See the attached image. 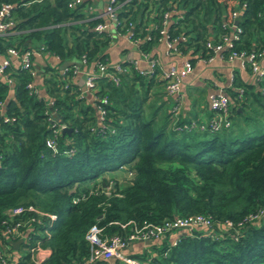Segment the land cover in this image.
I'll use <instances>...</instances> for the list:
<instances>
[{"label": "trees", "instance_id": "trees-1", "mask_svg": "<svg viewBox=\"0 0 264 264\" xmlns=\"http://www.w3.org/2000/svg\"><path fill=\"white\" fill-rule=\"evenodd\" d=\"M69 1L0 0V6L11 5L8 16L15 22V32L0 35V56L14 47L60 61L84 58L95 70L107 64L106 71L118 79L97 75L88 100L73 80V63L64 71L49 66L39 70L43 96L35 82V56L29 68L18 60L5 67L11 84L0 76V246L6 242L2 230L12 220L40 216L25 211L11 219L17 206L55 215L50 220L41 216V224L31 222V240L51 250L43 264H93L87 262L92 244L85 235L94 224L108 235L126 236L144 222L202 214L212 220L211 231L182 233L174 244L155 243L153 256H131L149 264H264V218L237 225L264 207V91L234 79L229 97L253 114L229 108L228 128H182L200 120H172L162 91H152L164 83L156 78L158 69L143 74L130 64L124 72L115 71L103 52L114 32L94 29L104 20L85 11L90 0L75 6ZM171 4L180 14L168 25L167 37L185 36L176 44L182 53L207 56L205 42L230 31L227 22L235 8L240 9V31L233 47L264 51V0H130L118 11L113 30L123 34L133 26L131 39H140L141 51H151L160 42L162 14ZM59 123L71 130L56 131ZM50 138L55 149L47 144ZM121 166L132 176L109 175ZM227 221L233 226L227 228ZM29 256L23 251L13 264H34ZM99 263L128 264L117 258Z\"/></svg>", "mask_w": 264, "mask_h": 264}, {"label": "built area", "instance_id": "built-area-1", "mask_svg": "<svg viewBox=\"0 0 264 264\" xmlns=\"http://www.w3.org/2000/svg\"><path fill=\"white\" fill-rule=\"evenodd\" d=\"M84 0H70L68 2V6H75L77 3H80ZM90 0L86 5L88 11L92 10L93 5ZM130 0H108L104 10L99 13H95L92 17L94 18H103L104 21L98 22L94 29L97 31L107 30L111 31L115 34L113 30L117 23V13L120 8L129 3ZM10 4H2L0 6V35H5L9 33H13L12 26L14 25V20L8 16ZM240 9L235 8L231 11L230 17L231 21L227 22V26L230 28V31L226 34H222L218 40H213L209 38L205 42V46L207 50V56L201 57L204 60H212L214 57H218L220 59L232 60L234 58H239L241 60L242 65L245 68H249V70L253 73V75L258 79H264V65H261L259 62V54L252 51L247 52L246 50H237L233 47L234 40L238 38V33L240 28L237 24V19L239 16ZM180 11L176 7L175 4L169 5V7L163 12V21L162 26L159 30V34H162L160 42L163 41L168 48L172 51L179 52L177 49L178 40H184L185 36L181 35L178 38L168 39L167 37V27L171 23L172 18L175 15H179ZM232 20H235L232 23ZM226 24V23H225ZM131 23H129V26ZM153 27L154 24L152 23ZM131 34H133V26L130 27L123 35H125L131 42L138 46V42L140 39H131ZM144 56H148L150 51H141ZM8 55L0 57V76L6 78L7 82L10 83L11 79L4 74L5 67L12 62V58L18 60L19 64L22 67L29 68L32 64V55L36 56L41 52L38 50L30 51L25 50L20 52L18 49L14 47H9L7 49ZM14 61V60H13ZM74 64V73L78 71L79 67ZM80 64H85V59H81ZM110 64L114 67L115 71L124 72L127 68L121 65L120 62H115ZM107 64L100 63L98 68L95 70L94 67L91 68L90 71L86 73V77L84 79V87L85 89L90 90L91 92L95 89V78L97 75H109L113 78V80H117V76L115 73H109L106 71ZM68 65L62 69L64 71ZM193 64L192 61L188 58L184 60L181 65H171L167 70L159 72L157 74L161 75V79L164 81V89L165 92L170 96H178L181 90V82L182 79L192 70ZM140 72L143 74H151L158 68V61L150 57L149 58V67L147 68H139ZM11 84V83H10ZM32 84H29V86ZM241 91V89H239ZM178 98V97H177ZM176 100V99H175ZM105 102L106 99L103 98ZM210 108L214 110V114L206 121L200 120V123L197 124L195 120H192L190 123H186L182 128H190L193 126H197L201 129H205L206 127L210 130L217 131L221 128L229 127L231 124V120L228 116L229 103L230 99L227 94H218L211 95L209 99ZM3 101H0V107H2ZM1 110V109H0ZM172 115L171 118L175 122L179 119L180 115V103L179 99L175 101L172 108L170 109ZM103 110L99 108L100 117L103 115ZM52 121H57L58 117L51 118ZM66 128V124L59 123L56 131H61ZM47 144L55 149V141L53 138L48 139ZM126 171V177L132 176L133 171L129 170L127 166H121ZM110 186L113 184L112 181L108 183ZM84 194H80L78 197L73 198V202L76 203L79 198H83ZM25 211H33L39 214L40 216H34L30 218H18L16 220H12L11 223L7 224L5 228L2 230V236L6 239L5 244L0 246V264H13L16 258L22 254L23 251H27L30 254V260L34 264H43L44 261L50 254V247L44 246L41 240H35L34 242L31 240V236L33 235V226H31V222L35 221L38 224H41L43 221L41 220V216H45L46 220H50L55 218V215L52 213L40 211L36 209L32 205L28 206H17L14 207L10 211V217L12 219L15 215H21ZM38 217V218H37ZM264 218V207L260 208L258 211L254 213H250L247 215L241 222L237 225L241 227V225L246 224L248 222H253L257 219ZM122 223V226H125L127 223ZM212 220L208 216H204L202 214L195 215H187V216H175L172 219L165 220L163 223L154 224L149 222H144L141 226L134 225V228L131 232H129L126 236H121L119 234H106L103 231V228L98 226L97 224L92 225L88 231L86 232L85 237L92 244V250L88 259V263L96 264V262L100 259H110L117 258L121 261H124L128 264H149L146 260H138L136 258L130 257L123 253V250L133 241L136 240H146V239H161L162 236L171 232L175 229H183L187 233L195 232L196 230H204L211 231L212 229ZM227 228L233 226V223L227 221L225 223ZM49 235L48 232H46ZM21 239L18 243L17 247H14L13 242ZM176 239L171 243H175Z\"/></svg>", "mask_w": 264, "mask_h": 264}, {"label": "crops", "instance_id": "crops-1", "mask_svg": "<svg viewBox=\"0 0 264 264\" xmlns=\"http://www.w3.org/2000/svg\"><path fill=\"white\" fill-rule=\"evenodd\" d=\"M107 2L108 0L92 1V10H86V12L99 13L104 10ZM114 37V41H111V43L105 47L103 52L107 54L110 62L112 63L125 61L128 62L129 64H126L124 66L125 68H127L126 70H128L131 65H134L137 68L149 67L150 57H153L158 61L159 72L167 70L168 67L173 64L181 65L184 60L188 58L190 59L191 57L194 58V60L192 61V70L182 79L181 90L178 96L168 95L165 92L164 83L160 82L158 83V85L152 86V91L155 89L162 91V98L168 102L169 110L172 108L175 101L179 99V116L182 118H196L198 120L203 121L208 120L214 114L209 104L210 96L218 94L228 95V90L230 88H233L234 79H239L246 85H252L254 91H264V79L258 80L249 70V68H245L242 65L241 60L239 58L227 60L214 57L212 60H204L200 57L199 51L194 55L190 56L188 52L182 53L181 51H172L170 48L167 47V45L163 41L156 44L154 48L150 51V54L148 56H144L138 46L131 42L125 35L115 33ZM12 60L15 59L12 58ZM34 61L36 65V72H38L35 76V82L37 85H39L40 94L44 96L45 91L42 86V73H40L39 70H44L49 66H59V68L62 70L69 63H75L79 67V69L74 74L73 80L80 85L81 90L84 92L87 99L91 100L92 92L84 88V79L86 77V73L92 68L91 64L81 65L78 62V59H70L69 63H66L61 68V61L55 56L48 55L46 53H40L36 55L34 57ZM259 62L261 65H264V51L259 54ZM156 78L158 80H162L160 74H157ZM236 89L239 90L241 88ZM229 99V108L231 113L235 108L237 112L249 113V110L247 108L242 111L240 106H237L232 98L229 97ZM235 117L236 116L234 115L233 117H231L233 121ZM243 117L244 116H242V120ZM182 233L187 232L183 229H175L162 236L161 239H146L143 241H133L123 250V253L130 257H133L131 256L132 254H149L150 252H154V248L152 246L155 243H160L161 241H167L171 243Z\"/></svg>", "mask_w": 264, "mask_h": 264}, {"label": "rangeland", "instance_id": "rangeland-1", "mask_svg": "<svg viewBox=\"0 0 264 264\" xmlns=\"http://www.w3.org/2000/svg\"><path fill=\"white\" fill-rule=\"evenodd\" d=\"M154 9L156 10V7H154ZM85 11H86V9H85ZM114 38H115V37L113 36L112 41H114ZM69 61H70V60H67V61H61V62H60V67L62 68V66H64L66 63H69ZM78 62L80 63V60H78ZM249 113L253 114V113H252V110H250ZM109 175L114 176V177H119V178H121V177H123V176H125V175H127V174H126V171H125L123 168H120V169H118V170H116V171H114V172L109 173ZM109 175H108V176H109ZM154 253H155V251H154V252H150L149 254H150V256H153ZM99 264H100V263H99Z\"/></svg>", "mask_w": 264, "mask_h": 264}, {"label": "water", "instance_id": "water-1", "mask_svg": "<svg viewBox=\"0 0 264 264\" xmlns=\"http://www.w3.org/2000/svg\"><path fill=\"white\" fill-rule=\"evenodd\" d=\"M261 103L264 104V99L261 100ZM70 130H71V127H66L62 131L65 132V131H70ZM20 240L21 239H18V240H16V241L13 242L14 247H17L18 246V243H19Z\"/></svg>", "mask_w": 264, "mask_h": 264}]
</instances>
